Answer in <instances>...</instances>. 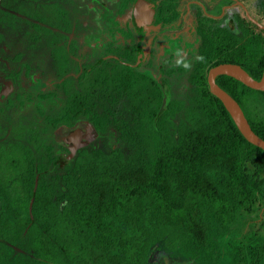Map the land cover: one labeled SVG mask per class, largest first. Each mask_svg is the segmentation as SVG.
<instances>
[{
  "label": "trees",
  "instance_id": "obj_1",
  "mask_svg": "<svg viewBox=\"0 0 264 264\" xmlns=\"http://www.w3.org/2000/svg\"><path fill=\"white\" fill-rule=\"evenodd\" d=\"M239 29L204 33L187 124L171 118L180 102L164 110L165 101H137L119 128L124 148L84 151L63 173L30 165L0 182V264H155L160 248L204 264H264V235L247 224L231 231L264 205V151L207 82L208 69L226 62L261 78L264 30L248 19ZM216 81L264 138V91Z\"/></svg>",
  "mask_w": 264,
  "mask_h": 264
},
{
  "label": "flooded vegetation",
  "instance_id": "obj_2",
  "mask_svg": "<svg viewBox=\"0 0 264 264\" xmlns=\"http://www.w3.org/2000/svg\"><path fill=\"white\" fill-rule=\"evenodd\" d=\"M260 12L264 0H1L0 182L120 147L135 102L165 110L184 73L193 86L204 33L240 34Z\"/></svg>",
  "mask_w": 264,
  "mask_h": 264
},
{
  "label": "rangeland",
  "instance_id": "obj_3",
  "mask_svg": "<svg viewBox=\"0 0 264 264\" xmlns=\"http://www.w3.org/2000/svg\"><path fill=\"white\" fill-rule=\"evenodd\" d=\"M257 1H263V0H253V4H256ZM251 9L252 12H254L253 7ZM261 14L263 15L262 20H259V18H257L256 16H253V18L258 20L260 24L264 25V13ZM232 29L235 33H239L238 29H235L234 27H232ZM196 97L197 95L195 88H193V86L189 84L188 73H184L182 80H178V82L172 86V95H171L172 100H176L181 103L180 111L176 115L171 117L174 125H179L180 123H185V124L188 123L187 112L190 109V107L193 105V102L195 101ZM153 106L156 107L157 105L154 104ZM127 118H129V116H126L124 119ZM121 146L123 148L125 147L122 144ZM108 147H110V145L104 146V149H111ZM0 175L5 177L6 172H0ZM248 221L249 223H247ZM241 224H247V228L253 229L255 231H259V234L264 235V205L257 207L255 211L250 215V217L248 218L242 217L241 219H239L238 222L232 225L231 231L233 232L234 230H236L239 226H241ZM154 255H155L154 256L155 264H204L205 263V262L200 263L196 259L194 261H191L189 258H187L182 254L170 253L163 248H160ZM206 264H245V263H241V262L236 263L234 261H229L224 259L222 262L220 261H217L215 263L206 262Z\"/></svg>",
  "mask_w": 264,
  "mask_h": 264
},
{
  "label": "water",
  "instance_id": "obj_4",
  "mask_svg": "<svg viewBox=\"0 0 264 264\" xmlns=\"http://www.w3.org/2000/svg\"><path fill=\"white\" fill-rule=\"evenodd\" d=\"M250 20L264 30V25L252 17ZM220 75L233 77L254 90L264 91V67L259 80L253 78L242 65L231 62L217 64L207 74L210 92L221 100L240 133L248 142L264 151V138L254 132L240 104L217 83L216 79Z\"/></svg>",
  "mask_w": 264,
  "mask_h": 264
}]
</instances>
